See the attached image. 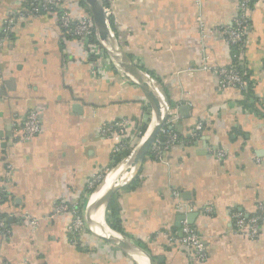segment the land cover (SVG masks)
<instances>
[{
    "label": "crops",
    "instance_id": "obj_1",
    "mask_svg": "<svg viewBox=\"0 0 264 264\" xmlns=\"http://www.w3.org/2000/svg\"><path fill=\"white\" fill-rule=\"evenodd\" d=\"M32 2L41 0H0V216L8 230H0V264H136L88 230L71 242L73 215L55 214L54 207H86L124 157L116 162L118 142L101 132L104 126L128 122L124 139L132 142L122 151L130 153L153 111L109 58L90 55L89 46L63 33L57 12H31ZM63 3L73 20L89 14L82 0ZM105 4L120 46L163 94L178 137L161 158L149 152L133 180L113 194L105 210L110 228L154 264H264V219L249 239L232 218L264 205V0L250 1L238 46H228L220 29L236 17L238 0ZM223 66L237 67L245 85L220 86L211 68ZM30 111L40 131L24 139ZM174 193L206 247L203 260L191 259L193 251L177 240L184 214Z\"/></svg>",
    "mask_w": 264,
    "mask_h": 264
},
{
    "label": "built area",
    "instance_id": "obj_2",
    "mask_svg": "<svg viewBox=\"0 0 264 264\" xmlns=\"http://www.w3.org/2000/svg\"><path fill=\"white\" fill-rule=\"evenodd\" d=\"M107 0H102L103 9L106 16L109 15V8L106 6L105 2ZM251 0H238V13L236 17L232 20L230 24L221 26V31L225 37V41L228 46H238L244 37V34L248 25L247 10ZM45 11H55L59 15V21L63 33L68 36H74L79 38L85 46H89V54L95 57L106 56L109 58L110 62L115 66V68L122 73H124L120 66L105 52L104 48L99 44L94 27L92 25V19L89 14H86L78 19L73 20L64 6L63 0H41L40 6H36L33 2L30 4L29 10L31 12L37 11L39 8ZM27 12L20 13L23 17ZM12 20H6L5 25L1 33L6 34L10 28ZM204 36V35H203ZM1 44V37H0ZM202 68H209L206 63L203 64ZM211 70L217 75L220 86H238L243 87L245 85L244 77L242 76L240 70L235 66H223V67H213ZM156 84V83H155ZM175 116L169 114L163 127L159 130L157 136L151 143L149 152L157 157L161 158V154L164 150L170 148L178 141L177 134L172 129L173 121ZM126 120L114 121L110 125L104 126L101 132L104 135L114 137L118 144L115 148V152L118 154L128 145V142L124 139L125 128L127 126ZM201 124L198 123L192 130L191 136H195L198 130L201 129ZM40 131V120L36 112L30 111L22 127V134L24 139H29L35 136ZM130 146V144H129ZM209 151L215 153L217 156L222 157L225 155V151L219 149L216 146H211L208 148ZM3 190L0 189V201L2 200ZM174 197L177 200L176 207L182 209L184 218L180 222L178 231L176 232L177 240L179 243L183 244L185 247L190 248L193 251L191 259L203 260L206 257V247L200 240L199 236L195 233L191 224L186 220L185 216L189 211L186 207L182 208L183 205L178 201L179 194L174 193ZM85 207L75 204L69 205L65 203L57 204L54 207V213H65L70 212L73 215L72 221L68 227V233L70 234V240L73 243L79 239L83 232L87 231L86 219L84 215ZM235 226L238 229L243 230L249 239H255L258 236L259 226L261 221L264 219V205L258 204L256 212L251 215H246L241 211H235L232 214ZM105 224L109 226L107 222L106 212L104 213ZM31 224H37L35 219L30 221ZM0 230L1 232L7 233V228L4 224L2 217L0 216ZM116 232V231H115ZM118 233V232H117ZM120 234V233H118ZM121 235V234H120Z\"/></svg>",
    "mask_w": 264,
    "mask_h": 264
},
{
    "label": "water",
    "instance_id": "obj_3",
    "mask_svg": "<svg viewBox=\"0 0 264 264\" xmlns=\"http://www.w3.org/2000/svg\"><path fill=\"white\" fill-rule=\"evenodd\" d=\"M82 1L89 12V15L91 16L92 25L94 27L99 44L104 48L105 52L120 66L125 77L132 84L140 88L153 111L154 117L152 123L143 134L142 140L136 145L132 153L127 155L131 157L124 172L111 186L104 189L95 198L88 212L86 208L84 209L87 230L92 235L100 239L114 243L136 264H154L153 257L144 248L118 234L105 224L104 213L106 206L113 194L121 187L129 184L139 171L143 160L149 153L151 143L169 116L167 102L163 94L158 92L155 87L151 86L145 80L144 77H148V75L140 70V68L133 62L132 58L129 57V55L120 46L110 27L108 17L104 12L102 0ZM183 108L186 107L182 106L180 110ZM112 168L105 173L99 184L100 186L103 184L106 174L112 170Z\"/></svg>",
    "mask_w": 264,
    "mask_h": 264
},
{
    "label": "bare ground",
    "instance_id": "obj_4",
    "mask_svg": "<svg viewBox=\"0 0 264 264\" xmlns=\"http://www.w3.org/2000/svg\"><path fill=\"white\" fill-rule=\"evenodd\" d=\"M145 80L153 87H155L157 89V87L152 84L151 80L145 76L144 77ZM158 90V89H157ZM159 92V91H158ZM142 140V137H140V141ZM139 141V142H140ZM137 142V144L139 143ZM136 147V146H135ZM135 147L132 149V151L135 149ZM132 151L130 153H132ZM130 157L131 156H126L124 157L116 166H114L112 168V170H110L103 181V184L100 186H97V188L95 189V191L91 194L90 198H89V202L87 204V206L85 207L87 212L90 209V206L92 204V202L95 200V198L106 188H108L109 186H111L119 177L120 175L124 172L126 166L128 165L129 161H130Z\"/></svg>",
    "mask_w": 264,
    "mask_h": 264
},
{
    "label": "trees",
    "instance_id": "obj_5",
    "mask_svg": "<svg viewBox=\"0 0 264 264\" xmlns=\"http://www.w3.org/2000/svg\"><path fill=\"white\" fill-rule=\"evenodd\" d=\"M145 129H146V127H145V125H143V126L140 127L139 131L143 134L144 131H145ZM173 131H174V130H173ZM129 151H130V149H129V150H125V151L119 153V154L117 155V157H116V162H119L123 156L126 157V155L129 153ZM124 157H123V158H124ZM123 158H122V159H123ZM109 216H110V215L107 216V222L110 224L111 221H110V219H109Z\"/></svg>",
    "mask_w": 264,
    "mask_h": 264
},
{
    "label": "rangeland",
    "instance_id": "obj_6",
    "mask_svg": "<svg viewBox=\"0 0 264 264\" xmlns=\"http://www.w3.org/2000/svg\"><path fill=\"white\" fill-rule=\"evenodd\" d=\"M140 141V138H138V139H136L135 140V142H134V145L136 144V142H139ZM128 142V145L126 146V147H129V144L131 145V142H132V140H131V138H129V140L127 141ZM132 147H134V146H132ZM132 149V148H131ZM123 152V151H122ZM96 189V188H95ZM95 191V190H94ZM90 198V197H89Z\"/></svg>",
    "mask_w": 264,
    "mask_h": 264
}]
</instances>
